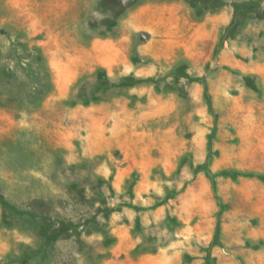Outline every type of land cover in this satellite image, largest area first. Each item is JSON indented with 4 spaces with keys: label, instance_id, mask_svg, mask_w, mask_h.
<instances>
[{
    "label": "rangeland",
    "instance_id": "obj_1",
    "mask_svg": "<svg viewBox=\"0 0 264 264\" xmlns=\"http://www.w3.org/2000/svg\"><path fill=\"white\" fill-rule=\"evenodd\" d=\"M0 264H264V0H0Z\"/></svg>",
    "mask_w": 264,
    "mask_h": 264
},
{
    "label": "trees",
    "instance_id": "obj_2",
    "mask_svg": "<svg viewBox=\"0 0 264 264\" xmlns=\"http://www.w3.org/2000/svg\"><path fill=\"white\" fill-rule=\"evenodd\" d=\"M238 8V7H237ZM217 230H218V227H217Z\"/></svg>",
    "mask_w": 264,
    "mask_h": 264
}]
</instances>
